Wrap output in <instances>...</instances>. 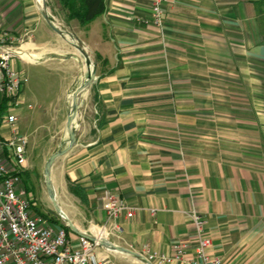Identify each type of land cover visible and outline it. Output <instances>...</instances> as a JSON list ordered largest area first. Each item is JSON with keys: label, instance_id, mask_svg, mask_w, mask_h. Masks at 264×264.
Returning a JSON list of instances; mask_svg holds the SVG:
<instances>
[{"label": "crops", "instance_id": "obj_1", "mask_svg": "<svg viewBox=\"0 0 264 264\" xmlns=\"http://www.w3.org/2000/svg\"><path fill=\"white\" fill-rule=\"evenodd\" d=\"M42 3L52 17L55 0H0V31L22 38L15 68L42 66L60 85L43 102L49 115L30 132L36 140L65 127L67 99L88 76L81 59L63 50L73 46L69 38L47 25ZM105 7L85 27L67 24L99 59L97 81L79 101L76 143L51 170L60 209L80 231L140 255H169L177 242L189 243L192 254L195 212L222 264H264V0H181L164 5L162 28L152 23L150 0H105ZM66 139L55 141L56 150ZM27 147L22 178L32 190ZM105 190L134 209L118 221L120 238L103 229Z\"/></svg>", "mask_w": 264, "mask_h": 264}, {"label": "built area", "instance_id": "obj_2", "mask_svg": "<svg viewBox=\"0 0 264 264\" xmlns=\"http://www.w3.org/2000/svg\"><path fill=\"white\" fill-rule=\"evenodd\" d=\"M180 1L150 0L152 23L162 28L164 5ZM19 42L22 38L0 33V97L5 102L0 123V264H111L98 242L79 236L73 239L65 227L37 213L34 197L25 189L22 176L27 169L28 140L18 131L17 116L22 107L19 95L27 79L14 66L16 57L21 56L14 46ZM99 201L107 218L103 229L109 226V233L120 238L118 221L131 218L134 209L108 190L102 192ZM190 217L196 229L192 254L189 243L177 242L169 255L146 251L142 256L151 264H222L210 253L211 239L203 236L205 219L195 212Z\"/></svg>", "mask_w": 264, "mask_h": 264}, {"label": "rangeland", "instance_id": "obj_3", "mask_svg": "<svg viewBox=\"0 0 264 264\" xmlns=\"http://www.w3.org/2000/svg\"><path fill=\"white\" fill-rule=\"evenodd\" d=\"M47 8L49 7L47 6ZM51 14H52L51 15L52 20L55 22V24L60 29L67 31L71 34H74V32L70 30L60 18L58 8L55 10L53 8V11L51 12ZM0 33H4V32L0 31ZM65 37L68 39L67 36ZM14 46H17L18 48L17 44ZM64 46H65V49L63 50L76 54L80 59L82 58L81 59L82 63L80 62V68H81V71L84 70L87 73L88 70H87V67H86V70L84 68L85 63H84L83 57L81 56L80 53H78L77 49L73 48L74 46H71L68 43H66ZM91 61L94 64L95 62H98L96 58L92 56H91ZM30 62H36V57H34ZM22 69L27 79V82L24 85L25 87L24 92L26 94V97H28V100L23 106L25 108V111L21 116L22 121L20 123L24 122V124H21V126L19 125L18 131L20 132V134H23L26 137L28 136L27 140L29 139L27 152L32 156V159H31L32 165H33L32 184L34 186L33 188L34 191L33 189L31 190V188H28L27 186H25V184L24 186L27 192L32 194L33 197L35 198L40 212L46 214L48 217L51 218V220L55 221L54 225L56 226L61 225L62 227H65L66 226L65 221L57 215V213L55 212L50 202V199L48 197V194L45 188L44 175L42 173V170L44 166L43 163H45L44 161H46L48 157L53 152L56 151L57 147L54 145L55 141H57V139L61 137V135L63 134L67 136V131L65 127L64 128L60 127L57 130L53 126H51V128H49V131L44 132L43 136H42V133H36V134H39L38 140H36L35 138L36 135L32 136L30 133L33 130L34 126L36 125L38 126L40 123H42V121L48 120V115H49L48 110L49 109L44 108L43 102H45L46 99H52L53 97H55L59 91L60 85L59 83H55V80L51 76V73L45 71L44 68H42V66H39V65L25 66L24 65ZM75 78H76V82L80 79V75L78 71H76ZM67 102H68V105H70L69 107L70 109L71 102L68 99H67ZM35 111L38 113V116L36 118L35 124L33 125L31 123V114ZM39 138L41 139L39 140ZM67 139H68V136H67ZM32 184L30 183V186H32ZM73 220H76V219H73ZM120 246L122 245L120 244ZM109 258L111 260V264H139L135 259L127 255L119 254L116 252H111V256H109Z\"/></svg>", "mask_w": 264, "mask_h": 264}, {"label": "water", "instance_id": "obj_4", "mask_svg": "<svg viewBox=\"0 0 264 264\" xmlns=\"http://www.w3.org/2000/svg\"><path fill=\"white\" fill-rule=\"evenodd\" d=\"M43 7L45 8L43 17L47 25L50 27L52 31H54L58 35L67 36L69 40H71V42L73 43V46L77 49V51L83 57L85 65L88 69V76L86 80L83 81L82 84L72 93L71 108L69 109V112L66 118V123H65L66 131L68 135L67 142L65 145L59 147L55 152H53L48 157V159L46 160L44 164L43 175H44V183H45V188H46L48 197L51 201V204L55 212L65 221L67 227L79 237L85 238L91 242H98L101 247L108 249L110 251H115V252L127 255L137 260L141 264H151L139 253H136L127 248L116 245L106 240L105 238H98L96 236L89 235V234H86L80 231L78 228L75 227V225L71 222V220L63 213V211L60 209L59 205L56 202L54 189H53V185L51 182V170H52V167L55 161L61 156L65 155L76 143V128H75L74 123L76 122V117L78 114L79 101L83 93H85L97 81V77H96V66L91 61L86 51L79 45V41L71 33L60 29L55 24V22L51 19V17L48 15L46 11V5L44 3H43Z\"/></svg>", "mask_w": 264, "mask_h": 264}, {"label": "trees", "instance_id": "obj_5", "mask_svg": "<svg viewBox=\"0 0 264 264\" xmlns=\"http://www.w3.org/2000/svg\"><path fill=\"white\" fill-rule=\"evenodd\" d=\"M58 4L59 16L62 21L67 25L71 20L77 21V23L85 27L89 25L99 16L105 12V0H56ZM99 57H96L98 61ZM5 102L0 107V122L4 113ZM23 182L25 181L22 178ZM69 191L80 199H84V195L81 189L77 186H69ZM36 212H39L36 209ZM44 215V214H43Z\"/></svg>", "mask_w": 264, "mask_h": 264}, {"label": "bare ground", "instance_id": "obj_6", "mask_svg": "<svg viewBox=\"0 0 264 264\" xmlns=\"http://www.w3.org/2000/svg\"><path fill=\"white\" fill-rule=\"evenodd\" d=\"M43 4V3H42ZM79 53V52H78ZM21 56H22V52H21ZM23 57V56H22ZM82 59V58H81ZM25 60V59H24ZM26 61V60H25ZM81 61V60H80ZM79 61V62H80ZM83 65V64H82ZM85 70H86V67L84 66ZM88 70V69H87ZM83 73V72H82ZM86 73V72H85ZM83 75V74H82ZM69 100L71 102L72 100V94L69 95ZM67 137V136H66ZM98 238H104V236L102 234H100L99 236H97Z\"/></svg>", "mask_w": 264, "mask_h": 264}]
</instances>
